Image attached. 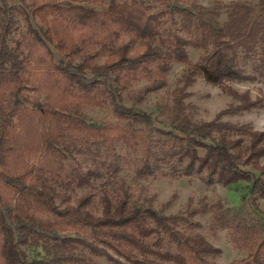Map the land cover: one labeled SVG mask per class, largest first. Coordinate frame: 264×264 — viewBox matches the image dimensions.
Returning <instances> with one entry per match:
<instances>
[{
    "label": "trees",
    "instance_id": "obj_1",
    "mask_svg": "<svg viewBox=\"0 0 264 264\" xmlns=\"http://www.w3.org/2000/svg\"><path fill=\"white\" fill-rule=\"evenodd\" d=\"M61 1L0 0V264H99L95 258L222 264L214 260L222 250L193 221L208 213L211 231L231 229L233 242L247 250L229 264H264V225L247 208L232 215L220 202L194 205L191 199L184 211L168 215L170 201L157 210L143 186L169 169L174 180L197 174L208 185L246 184L251 203L264 201V131L223 120L264 108L263 96L252 99L250 91L233 88L264 74V0L210 6L196 0ZM48 7L70 38L64 58L37 22ZM189 48L203 52L198 61ZM247 62L257 73L248 72ZM175 63L185 71L170 99L158 105L161 120L123 104L125 95L142 105L167 88ZM37 76L50 84L45 103L29 94L37 91ZM199 77L239 104L211 121H195L186 100ZM143 81L142 89L132 90ZM10 92L16 111L8 104ZM28 103L40 115L42 152L21 172L17 118ZM108 104L112 119L85 113ZM25 248L38 256L29 259Z\"/></svg>",
    "mask_w": 264,
    "mask_h": 264
},
{
    "label": "rangeland",
    "instance_id": "obj_2",
    "mask_svg": "<svg viewBox=\"0 0 264 264\" xmlns=\"http://www.w3.org/2000/svg\"><path fill=\"white\" fill-rule=\"evenodd\" d=\"M110 0H105L108 4ZM198 3L210 6L214 1H222L229 3L231 1H250L257 2V0H196ZM75 0H62L60 3L65 6L74 4ZM55 9L48 7L37 18V22L46 30L51 38L50 46L53 52L58 55L59 58H64L65 52L68 51L70 44V38L66 32L63 22L56 15ZM227 18L226 11H222L220 20L224 22ZM203 52L194 48H189V56L193 62L198 61ZM104 56L98 59L99 63H103ZM246 69L250 73H257L254 69L252 62L245 63ZM185 71L184 64L175 63L172 66V70L167 78L168 86L162 91L151 93L147 96L146 101L142 105H133L127 96H124L123 104L128 107H134L140 110H144L150 113L154 118L162 119L158 105L163 98H169L177 86V80L182 76ZM37 76L34 78V85L37 91H31L29 93L40 100L41 103L46 102V97L49 92V82L42 80ZM44 85H43V84ZM42 84V85H41ZM147 83L145 81L136 83L132 87V90L138 91L142 89ZM40 85V87H39ZM47 85V87H46ZM39 87V88H38ZM233 88L239 92L250 91L252 99L256 97H264V74H258V79L255 82L234 83ZM190 93L186 102L190 106L192 117L195 121H211L218 113L237 106L238 101L234 100L231 96L226 94L220 87L208 83L203 77L196 79L195 83L188 88ZM8 104L13 111H16V96L13 92L8 94ZM111 105L99 109L87 108L85 110L86 115L93 120L112 119ZM224 121H230L237 124H251L256 130L264 131V108L252 111L231 112L223 116ZM17 123L20 125V137L22 151L19 157V164L17 169L24 171L32 163L36 162L41 156L42 143L40 140V134L42 132V123L40 122V115L34 112L33 107L28 103L25 107L19 110ZM122 146L118 147V151H124ZM68 166L73 164L72 160L67 161ZM169 169H164L159 172L155 178H150L148 181L143 182V186L147 189V196L155 197L154 206L157 210L163 208L164 204L170 201L169 206L165 210V214H177L184 211L191 199L193 204L203 199H208L209 202L222 203L224 208L229 210L233 215L236 211H243L247 208V211L255 218H259V222L264 225V201L258 200L257 206L252 202L251 195L249 194L246 184L223 186L221 184L208 185L202 179L200 175H193L191 177H181L179 179H171L168 176ZM124 177L127 178L130 185L132 184L133 175L130 172L124 173ZM132 192L136 196L139 195L140 188L133 186ZM255 209L257 212H255ZM211 214L208 213L204 216H198L193 221L200 222L202 224L201 232L207 237V239L216 247L222 250V254L215 257L214 260L218 263L229 264L236 259H242L247 255V250L238 247L232 240L231 229H220L217 231L210 230ZM28 258L33 259L38 256V250L25 248L24 249ZM99 264H111L106 258H95Z\"/></svg>",
    "mask_w": 264,
    "mask_h": 264
}]
</instances>
